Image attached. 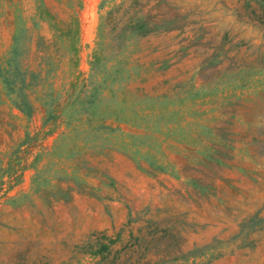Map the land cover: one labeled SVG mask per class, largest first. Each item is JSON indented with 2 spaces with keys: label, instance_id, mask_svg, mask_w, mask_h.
I'll use <instances>...</instances> for the list:
<instances>
[{
  "label": "rangeland",
  "instance_id": "374dc122",
  "mask_svg": "<svg viewBox=\"0 0 264 264\" xmlns=\"http://www.w3.org/2000/svg\"><path fill=\"white\" fill-rule=\"evenodd\" d=\"M0 264H264V0H0Z\"/></svg>",
  "mask_w": 264,
  "mask_h": 264
}]
</instances>
